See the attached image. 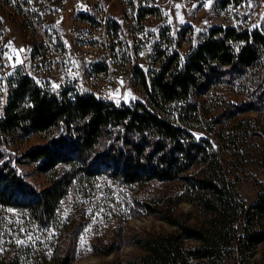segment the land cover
Listing matches in <instances>:
<instances>
[{
	"label": "trees",
	"instance_id": "obj_1",
	"mask_svg": "<svg viewBox=\"0 0 264 264\" xmlns=\"http://www.w3.org/2000/svg\"><path fill=\"white\" fill-rule=\"evenodd\" d=\"M155 62L158 68L150 75L139 67L133 71L141 75L146 102L117 105L87 93L60 100L44 96L28 76L10 85L0 135L47 132V143L30 148L16 161H29L40 173H55L46 187L38 188L12 163L0 162V206L27 210L40 224L49 225L81 175L107 174L125 184L176 182L182 192L170 197L166 206L144 204L176 229L137 237L140 253L126 264H225L235 243L245 264L264 245V183L257 201L248 204L232 176L234 161L221 155L209 138H198L178 109L183 112L187 105L197 110L200 99L230 75L229 80L245 78L255 95L250 103L233 104L236 111L229 117L264 112V25L242 30L213 27L185 58L177 50L169 56L160 52ZM26 96L33 106L19 109ZM238 121L229 134H220L229 149L255 135L252 121ZM221 123L215 119L213 126ZM60 127L63 131L57 133ZM182 201L198 208L202 220L192 222L177 213ZM71 262L68 253L57 252L55 264Z\"/></svg>",
	"mask_w": 264,
	"mask_h": 264
},
{
	"label": "rangeland",
	"instance_id": "obj_2",
	"mask_svg": "<svg viewBox=\"0 0 264 264\" xmlns=\"http://www.w3.org/2000/svg\"><path fill=\"white\" fill-rule=\"evenodd\" d=\"M71 1L50 0V3L64 7ZM99 1L111 16L125 20V26L131 23V16L121 0ZM135 1L140 6L139 19L143 30L137 42L142 45L139 47L141 51L137 50L136 38L129 35L125 28L123 41L130 45L131 67L127 76L113 77V87L109 91L114 103L120 105L146 102L148 99L141 75L138 77L133 73V65L140 56L138 52L144 56L140 69L150 75L158 68L155 61L160 52L169 56L177 50L185 58L191 46L201 43L204 35L213 27L242 30L264 25V0H246L245 11L222 19H218L217 10L220 5H227V0H212L211 4L208 0L202 3L188 0L183 7L178 0ZM153 7L158 11L148 13L147 10ZM0 39L1 110L8 96L5 78L13 71L18 72L14 67L16 60H13V55L19 60H27L37 41V35L28 28L19 1L0 0ZM11 43L14 44V53L5 55L2 48ZM229 77H226L228 79L223 85L200 99L201 105L197 110L187 108V105L183 112L181 108L178 110L198 138H209L221 155L234 161L232 176L237 180L239 191L247 203L253 204L258 199L260 183H264V112L252 110L234 118L229 117L236 111L233 104L250 103L255 95L253 86L247 89L249 84L245 78L229 80ZM218 118L222 120L221 125L213 126V121ZM235 120L252 121V125L257 127L255 135L247 136L239 145L240 149H229L220 134H229ZM62 131L60 127L57 133ZM49 139L47 132L23 135L4 133L0 135V162L12 163L34 187L44 188L55 172L40 173L35 164L29 161L17 164L16 159ZM59 171L62 172L63 168L59 167ZM181 192L180 184L176 182L153 180L125 184L107 174L81 175L75 178L58 207L56 219L49 225L40 224L27 210L0 206V264H55L59 251L71 256L70 264H126L140 253L135 244L137 237L176 229L160 215L149 212L144 204L164 207L170 197L175 198ZM176 212L192 222L203 218L201 211L188 201L179 203ZM243 258L235 243L225 264H242ZM245 264H264V245L258 246Z\"/></svg>",
	"mask_w": 264,
	"mask_h": 264
},
{
	"label": "built area",
	"instance_id": "obj_3",
	"mask_svg": "<svg viewBox=\"0 0 264 264\" xmlns=\"http://www.w3.org/2000/svg\"><path fill=\"white\" fill-rule=\"evenodd\" d=\"M20 2L27 19L28 28L37 35V41L26 59L13 55V60L22 61L14 67L16 71L8 74L7 87L18 83L22 76L38 79V86L44 87V96L59 97L64 100L74 96V89H86L87 95L109 99L113 87V77L127 76L131 67L130 45H122L118 39L119 28L136 38L137 50L142 43L143 30L139 19L140 6L135 0H121L126 12H133V23L125 26V20L111 16L108 9L99 0H72L64 7L53 6L50 0H15ZM75 9H85L93 13V20L74 18ZM247 9L246 0H227L220 5L218 19L234 16ZM231 18V17H229ZM1 41V39H0ZM5 55L14 53V44L2 48ZM138 62L133 65L142 68V52H138ZM98 59H107L113 65V74H105L104 69L93 72ZM2 79H0V83ZM117 105H120L116 103ZM33 106L30 96L19 103V109ZM5 106L0 110V119L5 117Z\"/></svg>",
	"mask_w": 264,
	"mask_h": 264
},
{
	"label": "bare ground",
	"instance_id": "obj_4",
	"mask_svg": "<svg viewBox=\"0 0 264 264\" xmlns=\"http://www.w3.org/2000/svg\"><path fill=\"white\" fill-rule=\"evenodd\" d=\"M127 14L131 16L130 22L133 23V12H128ZM74 18H84V20H93V13H86L85 9H75ZM124 32H125V28H119L118 39L120 40V43H122V45H126V43L123 41ZM102 69H104L105 74H113V65L108 64L107 59H98L95 61V65H93V72H100L102 71ZM28 77H30L32 84L34 86H38V79H34L33 76H28ZM38 87L40 88L41 92L44 93V87L42 86H38ZM6 90H8V94H7L8 96L6 97L7 102H8L9 95H10V86L7 87ZM79 93H87V90L86 89H74V96L69 97V98L74 100L76 95ZM99 98H102V97H99ZM106 100H109V99H106ZM7 102L5 106L7 105Z\"/></svg>",
	"mask_w": 264,
	"mask_h": 264
},
{
	"label": "crops",
	"instance_id": "obj_5",
	"mask_svg": "<svg viewBox=\"0 0 264 264\" xmlns=\"http://www.w3.org/2000/svg\"><path fill=\"white\" fill-rule=\"evenodd\" d=\"M186 1H188V0H178V3L181 4V6L183 7V6H184V3H185ZM190 1H191V3H192L193 1H198V2L202 3L204 0H190ZM56 3H57V2H56Z\"/></svg>",
	"mask_w": 264,
	"mask_h": 264
},
{
	"label": "snow or ice",
	"instance_id": "obj_6",
	"mask_svg": "<svg viewBox=\"0 0 264 264\" xmlns=\"http://www.w3.org/2000/svg\"><path fill=\"white\" fill-rule=\"evenodd\" d=\"M13 2L15 3V0H13ZM211 2H212V0H208L209 4H211ZM177 7H179V5H177ZM181 21L183 22L182 17H181ZM9 59H11V57ZM16 63L20 64V63H22V61L17 60ZM17 243H22V241H17Z\"/></svg>",
	"mask_w": 264,
	"mask_h": 264
}]
</instances>
